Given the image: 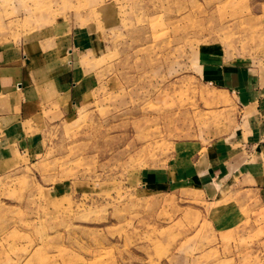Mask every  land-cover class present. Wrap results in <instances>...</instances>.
Returning a JSON list of instances; mask_svg holds the SVG:
<instances>
[{"label":"rangeland","instance_id":"374dc122","mask_svg":"<svg viewBox=\"0 0 264 264\" xmlns=\"http://www.w3.org/2000/svg\"><path fill=\"white\" fill-rule=\"evenodd\" d=\"M10 47L94 90L0 155V264H264L263 194L174 183L251 118L202 67L264 86V0H0Z\"/></svg>","mask_w":264,"mask_h":264},{"label":"crops","instance_id":"0c3cea01","mask_svg":"<svg viewBox=\"0 0 264 264\" xmlns=\"http://www.w3.org/2000/svg\"><path fill=\"white\" fill-rule=\"evenodd\" d=\"M38 51L20 59L15 48L0 50V155L31 152L43 142V127L67 118L94 90L84 86L77 60L65 56L50 66ZM202 74L231 92L251 118L234 135L209 145L201 164L175 169L174 183L208 179L209 186L217 181L264 195V86L254 84L243 69L224 71L210 61L203 65Z\"/></svg>","mask_w":264,"mask_h":264}]
</instances>
